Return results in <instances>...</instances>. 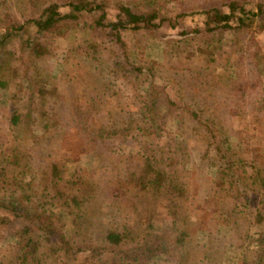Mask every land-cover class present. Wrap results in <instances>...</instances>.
<instances>
[{"label":"rangeland","instance_id":"obj_1","mask_svg":"<svg viewBox=\"0 0 264 264\" xmlns=\"http://www.w3.org/2000/svg\"><path fill=\"white\" fill-rule=\"evenodd\" d=\"M248 1L247 9H254V4L257 1L264 3V0ZM251 1L252 4H250ZM198 2L199 0L168 1L160 9V16L165 21L160 23L158 28L150 31L123 30L120 32V44L106 38L102 39L101 37H105L106 31L100 33L97 30L98 33L93 35L92 31L87 28L91 23V17L84 13L78 17V20H68L66 26L60 25L58 29L48 34L54 35L56 38L53 36L50 38L53 44L49 53L38 58L36 64L45 72L51 73L58 85H64L63 77L75 76L76 80L71 85L73 89L71 88L72 91L68 97L77 99L60 104L55 113L56 117L50 122L47 130H40L38 127L32 126L37 135L44 133V139L42 143L31 150L29 149L18 160V168L30 177L33 176L31 180H37L34 179L36 167L44 163L43 156L49 154V159H59L62 155L61 150L70 152L72 164L67 165L65 181L61 182L63 186L61 190L65 196H69V200L62 204L60 200H52L51 197H48L44 199L45 210L59 216L58 223L56 221L54 223H57L56 228H61L62 233L66 236L68 247L69 245L77 247L83 244L86 248L95 249L96 252L93 258L86 257L88 254L84 251L78 252L76 260L68 264H105V262L113 260L115 264H134L129 262V259L121 261L120 258H116V252L110 248L100 251L97 249L102 231L106 227L120 228L122 224L129 226L141 241L145 239L147 229L152 233L166 230L169 231L167 238L169 237L170 241L182 240L184 246L190 248L196 244L197 247L194 250L200 252V254L194 255L195 258L191 261L184 258L179 260V251H177V254L169 253L172 259H167L163 254H159L145 264H238L240 257L255 245L254 239L259 227L252 222L251 216H246V213L243 214L244 212L241 215H236L237 219L233 220L234 222L232 221L230 225L224 226L226 222L219 218L217 221V217H215L216 219L211 218L207 209L197 212L196 209L195 211L192 209V203L189 206L184 204L187 207L186 214L189 213L192 221H195L194 217L198 214L202 227L200 226L201 229H199L192 226L183 232L181 228H178V225L175 226V221L167 216L161 219L154 216L155 220L148 225L146 221L148 215L145 212L153 207V203L146 195L129 194L122 189L107 191L110 189L107 177L109 170L112 169L108 164L113 157H116L115 153L136 155L139 152L144 154L149 151L147 146L142 143L143 138L136 136L135 127L138 125H132L126 138L120 143L103 132L100 135L97 134L99 136L96 141L88 143L86 151L81 148V137L92 133L89 130L92 114L85 107L88 105L82 103V100L88 102L87 97L82 95L84 91L82 87L87 89L89 86V90L86 91L88 97L91 96L89 95L90 90H94L100 100L105 99V95L100 93L102 90L106 95L112 92L116 93L111 97V101L114 105H121V108L106 104L98 106L95 121L96 123L99 121L97 123L99 127L103 125V122L106 123L105 120H116L124 112L126 113V102L127 112L130 114L131 111L134 114L131 119H135V110L138 107L136 101H146L148 98L146 94L155 92L159 99V111L162 114L156 123L162 132V137L155 139L154 144L158 146H162V143L168 144L169 141L166 140L168 135V137H174L175 140L181 141L182 139L184 145L191 149L190 157H187L185 161L181 160L179 151V161L172 165L171 172L166 179L167 184L176 186L183 184L187 187L195 179V187H199L196 201L201 195L208 194L212 190L214 201L225 200L226 190L223 187H215L210 190V185H208L209 179L215 176L219 165L214 145L205 148L203 144H195L189 140L186 131L190 129L193 132H198L199 128L190 125L187 120L184 121L181 128L185 130L181 132L182 138L175 137L178 134L176 117L178 114H165L167 97L177 101V105H179V98L182 99L184 106L179 105V107H183V116L186 118L189 112H196L197 109L204 111L202 102L211 99L213 101L224 99L225 108L220 111L218 109V112L222 114L224 145L233 152L246 151L248 153L247 148L251 147L249 142L253 140L258 145L256 151L258 162L264 165V133L261 128L262 124H258L257 121L263 113L258 107L263 104L262 99L264 98V60H261L264 59V30L260 23L255 21L244 35L233 33V31H223V33H211L206 39H203L201 34L181 36L182 31L201 30L203 16L197 14L200 9ZM107 9V19L113 20L114 8L113 10L112 8ZM61 11L65 12L66 9H61ZM223 11L226 10L223 9ZM0 14H12L14 19L19 21L29 16L28 13L20 16L16 10H9L5 7L0 8ZM175 15L182 16L175 18ZM5 25H8L6 16L0 19V31ZM35 34L36 30L31 24H22L21 30L13 32L8 37L4 48L0 51V59L5 58L4 56L8 54H14L13 58L19 55L17 50L27 40L32 41ZM219 34L221 36L218 38ZM211 40L214 42L211 43ZM39 42L43 44L44 39H40ZM207 45L208 47H206ZM89 46L94 48H89L85 55H75L72 51L75 47ZM212 47L220 49L219 58L216 61L207 62L205 55L208 52L199 55L198 51L206 48L209 50ZM111 49H113L112 53ZM257 57L261 59L254 66ZM225 63L230 64L229 68L225 67ZM231 63L234 64L231 65ZM77 64L80 67L74 69L75 66L78 67ZM233 66L238 67V71L233 73L232 77L237 82L244 84V87L241 88V90L243 89V98L240 101L242 104L239 107L237 105V108H235L236 106L232 108L235 105L234 97L229 93L231 88H229L228 72H233L231 69ZM136 70L141 72L139 77L136 76ZM85 80L86 84L83 83ZM17 84L21 87L22 82L17 81ZM20 87H17L13 93L22 97L23 92ZM221 91L223 93L226 91L227 98ZM64 93L61 91L62 96ZM134 95H138L140 99L136 100L137 97H133ZM12 103L14 104L10 100L5 101L3 92L0 91V112L10 109L13 106ZM14 106L15 108H24L22 102ZM231 108L237 112H233L238 117L235 120L240 122L226 118L225 115ZM129 114H126L124 119L131 117ZM91 129L96 130L97 127L91 126ZM107 130L109 129L107 128ZM16 137L24 147H31L28 146L30 145L28 144L29 138L24 131L18 132ZM6 140V137L0 136V144H5ZM117 143L118 145H116ZM199 155H203L202 163L198 161ZM138 163H141L140 160ZM193 170L196 171V174L192 173ZM35 189H40V185H35ZM121 193L128 194L123 198L120 196ZM14 194L11 188L0 183V196L11 197ZM71 199L76 204L78 203V206L73 205ZM230 205V200H225L223 209L220 210L227 214ZM234 208L236 209L235 204ZM163 210L165 212V209ZM164 212L158 211L159 215H164ZM15 239L7 234L1 236L0 254L16 252ZM246 259H249L248 255ZM247 262L250 264V261ZM27 264H31V262L28 261ZM45 264L54 263L46 262ZM55 264H65V260H59Z\"/></svg>","mask_w":264,"mask_h":264},{"label":"trees","instance_id":"obj_2","mask_svg":"<svg viewBox=\"0 0 264 264\" xmlns=\"http://www.w3.org/2000/svg\"><path fill=\"white\" fill-rule=\"evenodd\" d=\"M168 1L170 0H0V8L16 10L20 16H23L24 13L29 15L19 21L14 19L12 14H0V19L5 16L8 17V25H5L0 31V51L4 48L8 37L13 32L21 30L22 24L29 23L36 30L34 39L32 41L27 40L17 50L19 55L13 58L14 54H8L4 56L5 58L0 59V91L3 92L5 101L14 102L10 109L5 108V111L0 112V136L7 138L5 144H0V183L7 185L15 193L11 197L0 196V237L6 234L11 235L16 238L14 245L17 244L16 252H2V255L0 254V264H27L28 261L31 264H42V262L55 264L59 260H65V264H68L76 260L78 252L84 251L88 254L86 257L90 258H93L96 252L95 249L86 248L83 244L77 247H75L76 245H69L68 247V241L61 228H56L60 220L59 216L45 210L44 199L48 197H51L52 200H60L62 204L69 200V196H65L61 190L63 187L61 182L65 181L67 165L72 164L70 152L61 150L62 155L59 159H49V154L43 156L44 163L36 167L34 179L37 180H31L33 176L30 177L18 168V160L29 149L31 150L42 143L44 139V133L37 135L32 126L38 127L40 130H47L50 122L55 119V113L60 104L77 99L76 97L73 99L68 97L73 89L71 85L76 80L75 76L63 77L64 85H58L51 73L45 72L36 64L38 58L49 53L53 44L50 38L52 36L56 38L54 35L48 34L58 29L60 25L66 26L68 20H78V17L84 13L91 17V23L87 28L92 31L93 35L98 33L97 30L100 33L106 31L105 37L102 36V39L106 38L120 44V32L123 30L150 31L158 28L159 24L165 21L160 16V9ZM248 2V0H199L200 9L197 14L203 16L201 30L189 29V31H182L180 34L181 36L201 34L203 39L208 38L211 33H223V31H233V33L244 35L255 21L259 22L262 30H264V3L257 1L254 4V9H247ZM107 8H112V10L114 8L113 20L107 19ZM61 9H66V11L62 12ZM181 16L175 15V18ZM219 36L221 34L217 35L218 38ZM40 39H44L43 44L39 42ZM213 42L214 40H211V43ZM85 43L87 44V42ZM89 48L94 47H75L72 51L75 55H85ZM207 50L206 48L198 51L199 55L208 52L205 55L207 62L216 61L219 58L220 49L212 47ZM110 52L112 53L113 49ZM259 59L261 58L255 59L254 66L258 64ZM224 65L227 68L230 66L226 63ZM79 67V65L78 67L75 66L74 69ZM231 69L233 72L228 70L229 88H231L229 93L234 97L235 105L232 108L235 106L237 108V105L239 107L242 104L240 101L243 98V89L241 90V88L244 87V84L237 82L232 77L233 73L238 71V67L233 66ZM136 71V76L139 77L141 72L140 70ZM17 81L22 82L21 87ZM83 83L86 84V80ZM17 87L21 88L22 97L13 93ZM89 88V86L87 89L82 87L84 90L82 95L88 99V102L82 100V103L88 105L89 108L84 106L92 114L89 123V130L92 133L81 137L82 150L86 151L88 143L96 141L97 136L103 132L120 143L126 138L129 128L134 124L138 125L135 127L136 136L143 138V145L149 149L144 154L139 152L136 155L115 153L116 157H113L108 164L112 168L107 177L110 189L105 188V190L111 192V189H122L129 194L146 195L153 203V207L145 212L148 215H146L148 225L155 220L154 216L157 219L167 216L173 219L175 226L178 225V228H181L183 232L192 226L199 229H201L200 226L202 227L198 214L194 217L196 218L195 221L191 220L189 213L186 214L185 209L187 207L185 205L189 206L190 203H192L194 211L196 209L197 212H201L207 209L211 218L217 217V221L219 219L224 220L226 222L224 226L230 225L233 220L237 219L236 215H241L244 212L243 214L246 213V216H251L252 222L259 227V231H257L254 239L255 245L240 257L238 264H249L247 261H250V264H264V165L258 162L256 153L258 145L253 140L249 142L251 147L247 148L248 153L246 151L233 152L224 145V141H222V114L218 112V109L220 111L225 108L223 105L225 100L204 101L202 102L204 111L197 109L196 112H189L186 118L183 116V107H179V105H183L182 99L179 98V105H177V101L167 97L165 114H178L176 116L178 134L175 137L182 138L181 132L185 130L181 128L184 121L187 120L190 125L199 128L198 132H193L190 129L186 131L189 140L195 144H203L205 148L214 145L219 165L215 171V176L209 179L208 185H210V190L215 187H223L226 190L225 200H230L231 203L227 214L220 210L223 209L225 200L214 201L213 190L208 194L201 195L196 201L199 187H195V179L187 187L183 184L176 186L166 183L172 165L179 161V151L181 160L185 161L187 157H190L191 149L184 145L182 139L181 141L175 140L174 137H168V135L166 136V140L169 141L168 144L162 143V146L154 144L155 139L162 137V132L156 123L162 114L159 111V99L155 92L146 94L148 98L142 102H140L138 95L133 96L139 100L136 101L138 107L137 109L135 107V119H131L134 116L131 111L130 114L127 112L128 106L125 101L126 113H121L122 115L116 120H105L106 123L103 122V125L99 127L97 126L99 121L97 123L95 121L98 106L114 105L111 97L115 96L116 93L112 92L106 95L102 90L100 93L105 95V99L100 100L94 90H90L89 95L91 96L88 97L86 91ZM61 91L65 92L64 96L61 95ZM221 93L227 98L226 91L225 93L221 91ZM160 95L163 96L164 94ZM20 102L24 108H15L14 105ZM262 103L258 108L263 113L257 121L258 124H262L261 128L264 133V98ZM114 106L121 108V105ZM232 108L228 114L224 115L229 119H238L237 115L233 114L235 110ZM126 114L131 117L124 119ZM91 126H95L97 129H91ZM21 131H24L28 136L30 148L24 147L17 139V133ZM139 160L141 163H138ZM202 160L203 155H199V163H202ZM192 173L196 174V171L193 170ZM37 184L40 185V189H35ZM127 194L121 193L120 196L125 198ZM71 202L78 206L74 200L71 199ZM160 210L165 214L159 215L158 211ZM128 227L124 224L117 229L106 227L101 233L97 249L100 251L110 248L116 252V258H120L121 261L129 259V262L134 264H145L159 254H163L167 259H172L169 253L177 254V251H179V260L184 258L191 261L195 258L194 255L200 254L199 251L194 250L197 247L196 244L190 248L184 246L182 240L170 241L169 237L167 238L169 231L162 230L158 233H152L147 229L145 239L141 241ZM247 255L249 256L248 260L246 259ZM105 264H115V262L113 260L105 262Z\"/></svg>","mask_w":264,"mask_h":264}]
</instances>
